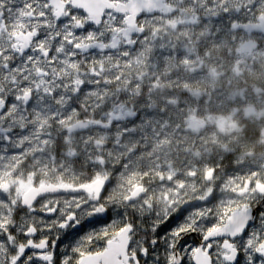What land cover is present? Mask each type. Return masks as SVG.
<instances>
[{
  "label": "snow or ice",
  "instance_id": "1",
  "mask_svg": "<svg viewBox=\"0 0 264 264\" xmlns=\"http://www.w3.org/2000/svg\"><path fill=\"white\" fill-rule=\"evenodd\" d=\"M0 264H264V0H0Z\"/></svg>",
  "mask_w": 264,
  "mask_h": 264
}]
</instances>
